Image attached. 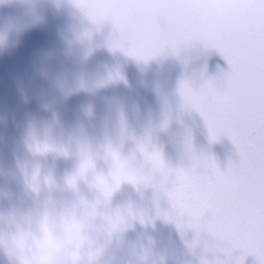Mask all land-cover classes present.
Listing matches in <instances>:
<instances>
[{"label":"clouds","instance_id":"1","mask_svg":"<svg viewBox=\"0 0 264 264\" xmlns=\"http://www.w3.org/2000/svg\"><path fill=\"white\" fill-rule=\"evenodd\" d=\"M86 2L0 0V61L9 62L0 91V203L11 206L0 212V264H134L137 258L143 264H215V255L232 244L166 213L150 216L142 204L117 205L124 182L101 183L95 164L83 168L85 158L93 161L89 151H81L80 163L62 174L49 162L50 156L54 161L71 155L51 140L66 130L73 98L126 83L101 49H118L115 42L129 33L151 45L160 28L155 3L137 18L129 0H91L85 7ZM237 6L238 0H201L200 26L226 40L244 23L236 17ZM92 116L85 109L81 119L76 109L80 133ZM13 188L23 191L15 201ZM240 241L261 246L264 236L245 231ZM158 244L163 253L152 255Z\"/></svg>","mask_w":264,"mask_h":264},{"label":"snow or ice","instance_id":"2","mask_svg":"<svg viewBox=\"0 0 264 264\" xmlns=\"http://www.w3.org/2000/svg\"><path fill=\"white\" fill-rule=\"evenodd\" d=\"M90 3L87 0L84 6ZM149 3L161 10L160 28L152 44H141L129 33L114 47L145 62L166 49L178 54L193 42L218 50L230 66L226 87L218 91L209 82L197 91L181 82L179 91L185 105L204 118L213 141L221 135L231 139L239 163L221 172L214 160L193 157L188 169L174 170L166 166L158 151L149 152L140 144L150 171L134 169L118 151L109 149V177L100 175L98 180L156 188L171 204L172 214H166L178 223L206 229L264 264V244L250 246L240 241L245 231L264 236V0H238L236 17L244 23L234 26L226 40L206 34L200 26L201 0H129L137 18L144 15ZM82 167H94V162L85 158Z\"/></svg>","mask_w":264,"mask_h":264},{"label":"water","instance_id":"3","mask_svg":"<svg viewBox=\"0 0 264 264\" xmlns=\"http://www.w3.org/2000/svg\"><path fill=\"white\" fill-rule=\"evenodd\" d=\"M104 61L123 76L126 83L101 87L95 93H80L73 98L65 115V129L53 135L51 143L71 155L58 156L55 169L61 174L72 171L80 163V153H91L96 172L109 177L112 160L108 150L118 151L122 159L129 160L134 169L150 171L139 151V145L149 152L158 151L167 167L188 169L193 157L210 158L221 172L239 163V154L231 139L221 135L213 141L208 125L201 114L187 107L180 95L181 82L194 90L213 83L218 91L226 85L230 66L216 49H204L200 42L181 48L178 54L166 49L163 54L138 61L116 49H101ZM8 61H0V91L7 85ZM84 119V110L91 109L93 116L85 120V132L76 129L74 113ZM39 143V142H38ZM45 143H48L45 141ZM2 183V182H0ZM13 200L23 196L21 189L13 188ZM121 207L144 205L150 216L157 212L172 214L166 195L152 186L124 182L116 196ZM10 204L0 203V212L10 210ZM187 219V218H185ZM171 233L179 242V233L173 226ZM188 232V239L193 237ZM163 245L151 250L152 255L163 253ZM215 264H258L257 256L244 254L240 248L225 246L214 257ZM134 264H143L137 258Z\"/></svg>","mask_w":264,"mask_h":264}]
</instances>
